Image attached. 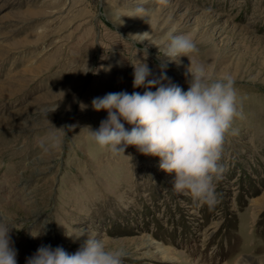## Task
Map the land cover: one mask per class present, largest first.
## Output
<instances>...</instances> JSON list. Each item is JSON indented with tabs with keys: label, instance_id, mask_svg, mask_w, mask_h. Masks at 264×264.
Wrapping results in <instances>:
<instances>
[{
	"label": "rangeland",
	"instance_id": "rangeland-1",
	"mask_svg": "<svg viewBox=\"0 0 264 264\" xmlns=\"http://www.w3.org/2000/svg\"><path fill=\"white\" fill-rule=\"evenodd\" d=\"M170 34L196 51L163 82L187 91L196 65L230 74L243 113L222 146L213 209L177 194L158 157L113 154L89 136L108 115L95 98L146 90L131 65L145 47L160 79ZM63 131L61 148H41ZM0 221L17 264L41 245L72 254L87 236L124 249L123 264H264V0H0Z\"/></svg>",
	"mask_w": 264,
	"mask_h": 264
},
{
	"label": "clouds",
	"instance_id": "clouds-1",
	"mask_svg": "<svg viewBox=\"0 0 264 264\" xmlns=\"http://www.w3.org/2000/svg\"><path fill=\"white\" fill-rule=\"evenodd\" d=\"M158 2L167 5L168 0ZM145 12L143 7H137L131 17L143 18ZM194 51L196 45L189 36L170 34L166 43L158 47L162 74L157 80L149 79L152 72L145 62L148 55L145 47L144 58L131 65L133 88L146 90L142 95L120 91L95 98L94 110H105L108 115L98 129H88L91 141L99 149L124 155L126 148L133 146L142 155L158 157L159 169L173 174L172 188L177 194L190 196L198 205L213 209L218 203L216 182L223 172L219 163L222 146L229 133L235 134L234 121L242 118L243 113L230 74L214 78L203 65H196L187 73V91L163 82L167 80L168 65H179L181 57H189ZM152 88L156 90L151 91ZM45 115L47 119V111ZM125 124L130 127L125 128ZM66 138L63 131L53 135L47 146L44 143L40 146L45 151L49 147L59 149ZM12 228L0 221V264H17L10 236ZM85 234L81 229L74 238ZM87 237L72 254L61 246L41 245L26 264H123L127 255L124 249L108 248L102 239Z\"/></svg>",
	"mask_w": 264,
	"mask_h": 264
},
{
	"label": "bare ground",
	"instance_id": "bare-ground-1",
	"mask_svg": "<svg viewBox=\"0 0 264 264\" xmlns=\"http://www.w3.org/2000/svg\"><path fill=\"white\" fill-rule=\"evenodd\" d=\"M239 264H254V263L250 262V261H247V260H244V261L240 262Z\"/></svg>",
	"mask_w": 264,
	"mask_h": 264
}]
</instances>
